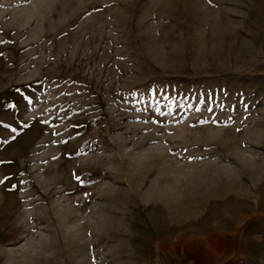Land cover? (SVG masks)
Segmentation results:
<instances>
[{"label":"rangeland","instance_id":"obj_1","mask_svg":"<svg viewBox=\"0 0 264 264\" xmlns=\"http://www.w3.org/2000/svg\"><path fill=\"white\" fill-rule=\"evenodd\" d=\"M0 264H264V0H0Z\"/></svg>","mask_w":264,"mask_h":264}]
</instances>
